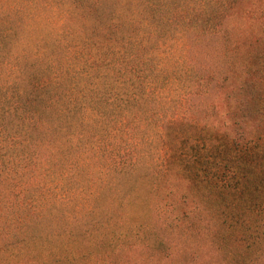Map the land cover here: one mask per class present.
<instances>
[{
    "label": "rangeland",
    "instance_id": "rangeland-1",
    "mask_svg": "<svg viewBox=\"0 0 264 264\" xmlns=\"http://www.w3.org/2000/svg\"><path fill=\"white\" fill-rule=\"evenodd\" d=\"M226 1L230 4L229 0L123 2L122 12L136 9L138 18L150 17L156 26L155 36L166 40L164 49L171 46L180 58L177 70H173L177 75L174 83L165 85L170 90L173 88V92L166 94L163 109L155 108L156 115L147 113L145 117L150 118L147 125L142 118L124 117L127 125L141 126L140 130L132 131L136 138L134 143H126V136H114L110 134V128L98 125L88 128L82 141L77 125L58 126L59 132L49 134L34 133L29 126V146L23 150V159H18L21 162L12 173L13 180L0 178V194L5 187H12L19 181L21 186L26 184L25 187L33 184L24 195H9L8 201L13 206L20 207V203L25 204V199H28L25 201L28 205L19 210L7 209L8 221L0 224V264L11 260L10 253L20 251L24 241L38 240L50 251L57 245L53 250L56 252L61 250L60 242L74 247V252L83 247L88 249L91 243L83 241L87 231L95 235L94 231L100 225L114 227L121 213L133 216L140 212L143 215L144 206L152 215L153 204L161 203L164 198L173 215L189 208L190 215L201 220L207 235L210 230L214 235L218 228L213 236L217 246L201 244L194 264H248L255 255L264 252V134H260V130H264V121L259 118L256 106L259 93L249 86L252 82H247L246 87L243 85L246 73L251 74L248 79L257 80L256 64H260L259 53L264 48L259 7L264 0H236L230 9L224 7ZM150 3L151 7L146 10ZM114 7V4L105 3L101 10L110 19ZM240 11L246 15H240ZM76 21L68 23L65 31L54 29L55 20L40 26L41 46L48 58L63 62L65 57L70 58L68 53L71 52L87 55L81 49L90 46L89 39L96 42L95 27L101 26L90 22L82 27ZM75 28L79 32H75ZM134 30L135 27L129 31L124 29V33L130 34ZM235 44L239 45L237 55L232 51ZM150 46L140 48L138 53L151 50ZM76 58V54L71 55L73 63ZM236 64L238 75L233 76L229 70ZM239 66L244 69L240 71ZM59 67L63 71L70 68L63 63ZM159 75L162 84V79L169 77L167 70ZM5 79L0 77V80ZM182 90L189 92L186 98L181 96ZM177 109L181 112L171 119ZM16 116L19 113L9 118L11 123L2 140L21 132L16 129V124L20 123ZM234 122L240 126L232 127ZM222 123L228 124L233 139L238 134H254L253 143L234 149L220 131ZM149 134H152L150 139ZM99 139L106 144L115 140L121 155L137 161L136 168L126 175H116L117 172L110 170L106 176L108 152L92 150V146L99 144ZM13 154L15 152L11 150L8 152V155ZM161 164L171 171V180L166 181L163 174H159ZM149 178L154 184L147 204L138 199V206L132 205L136 192L147 189L145 182ZM36 182L45 183L36 185ZM156 188L158 192L153 196ZM183 194L188 200L185 205H177ZM193 199L197 202L195 210H192ZM25 218L29 222H25ZM140 220V217L133 219L134 223ZM206 225L210 226L208 231ZM149 237L152 241L156 238L155 235ZM188 241L184 246L190 244ZM190 246L195 251L198 249L196 245ZM188 255L147 264H189ZM75 264L85 262L78 260Z\"/></svg>",
    "mask_w": 264,
    "mask_h": 264
},
{
    "label": "trees",
    "instance_id": "trees-1",
    "mask_svg": "<svg viewBox=\"0 0 264 264\" xmlns=\"http://www.w3.org/2000/svg\"><path fill=\"white\" fill-rule=\"evenodd\" d=\"M125 1L0 0V72L4 73L0 74V77L6 78L0 80L1 179L13 180L12 173L14 170L16 172V167H19L18 163L21 162L18 159H23V153L29 146L30 133L27 130L29 126L32 127L34 133L47 132L49 134L59 132L58 126L65 128L77 125L81 129L79 139L82 141L88 128L91 129L98 125L104 129L110 128V134L114 136L117 134L122 137L126 136V143H134L136 138L132 131L140 130L141 126L127 125L124 117L130 115L131 118H142L144 124L147 125L150 119L145 117L147 113L151 112V116L156 115L154 111L163 109L166 105V94L173 92V88L170 90L165 85L174 83L173 79L177 76L174 71L177 70V65L181 60L171 46L164 49L166 40H160L155 36L156 26L150 17L138 18L136 9L122 12ZM229 2L230 4L226 1L224 5L226 9H230L236 0H229ZM105 3L115 5L114 15L110 19L101 10ZM146 7L148 10L151 3ZM259 8L264 27V1ZM239 13L246 15L244 11ZM51 20H55L54 29L57 27L64 31L68 23L74 20H77L82 27L90 22H96L101 28L95 27L97 29L96 42L89 39L87 43L90 46H84L85 49H81V52L87 53L86 56L71 52L68 53L70 58L65 57L63 62H58L54 58H48L43 52L42 39L39 36L40 26ZM134 27L135 30L132 33H124V29L129 31ZM262 30L264 29L261 28ZM75 32H79V29L75 28ZM149 44H151V50L143 54L138 53L140 48L149 46ZM238 46L235 44L232 48L235 55L240 53L237 50ZM72 54L77 56L75 63L71 61ZM4 55H9V57L5 58ZM259 59L260 64H256L255 71L257 80L248 79V75L251 74L246 73L247 78L245 82L243 81V85L246 87L247 82L250 81L252 83L249 86L259 93L257 96L259 102H256V106L259 118L264 121V48L259 53ZM62 63L70 68L67 67L68 70L63 71L59 67ZM238 65L231 66L229 70L231 75H238L236 71ZM239 69L241 71L244 67L239 66ZM166 70L169 77L162 79V84L159 74ZM181 92L184 98L189 94L185 90ZM141 106L144 108L141 109ZM179 112H181L180 109L175 110L171 119L177 117ZM16 113H19L16 120H20V123L16 124V129L21 132L17 134L18 136L11 135L4 141L2 140L3 134L9 127L8 124L11 123L9 118ZM231 126L239 127L240 125L234 122ZM220 131L234 149L251 145L255 137L254 134L252 136L238 134L233 139L226 123L221 124ZM260 134H264V130H260ZM151 136L152 134H149V139ZM14 137L16 140H13ZM101 139L97 146H92V150L108 152L109 161L106 163L108 169L105 175L107 176L110 170L117 172L116 175L130 174L136 168L137 161L121 155L115 140L113 142L109 140L106 144L100 141ZM20 147L22 149L17 153ZM10 150L15 154L8 155ZM159 174H163L166 181L173 178L169 168L162 164L159 167ZM150 179L145 182L146 190L144 188L139 193L136 192L132 205L138 206V199L147 204L151 185L154 184L149 182ZM159 182L156 183L157 186ZM44 183L36 182V185ZM21 185L19 181L12 187H5L1 192L0 218H5L0 220L4 222L0 223L1 225L8 221L7 209L17 208L19 210L24 205H28L25 202L28 199L24 200L25 204L20 203V207L13 206L8 201L10 196L24 195L27 188L33 184H28L26 187V184ZM4 191L8 192L4 193ZM156 192H158L157 188L153 190V196ZM164 199L161 203L157 201L153 204L155 210L152 215H149V210L144 206L143 215L137 211L138 215L136 213L134 217L121 213L114 227L100 225L99 229L94 231L95 235L87 231L83 236V241L91 243L88 249L77 246L82 250L78 249L75 253L72 250L74 247L71 248L70 245H65V242H60L61 250L58 253L53 251L56 250L57 245L50 251L47 245L40 244L38 240L24 241L20 251L10 253V257L13 258L3 264H75L78 260L85 264H147L154 260L162 263V261L189 253V264H194L196 257L199 256L201 244L214 248L217 246L213 242V236L217 234L218 228L214 230V235L211 230L207 235L201 226L203 223L201 224V220H195L190 215L192 212L189 208L173 215L169 208L170 204L167 205ZM179 200L176 202L177 205H185L188 197L183 194ZM191 201L192 210H195L197 202L194 199ZM29 206L32 207L31 204ZM138 217L141 220L134 223L133 219ZM24 221L29 222V219L25 218ZM206 226L208 231L210 226ZM149 235H155L156 238L152 241ZM187 240L190 244L184 246ZM70 242H72L71 239ZM190 245H196L198 249L195 251ZM248 264H264V252L259 256L255 255L248 261Z\"/></svg>",
    "mask_w": 264,
    "mask_h": 264
}]
</instances>
